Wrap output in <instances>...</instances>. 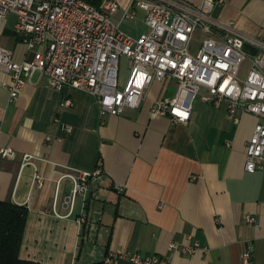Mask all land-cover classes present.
Instances as JSON below:
<instances>
[{"label": "crops", "instance_id": "0c3cea01", "mask_svg": "<svg viewBox=\"0 0 264 264\" xmlns=\"http://www.w3.org/2000/svg\"><path fill=\"white\" fill-rule=\"evenodd\" d=\"M184 1L198 6L203 0ZM119 2L114 20L120 27L136 20L146 32L145 13L122 19L130 0ZM212 16L264 41V0H225ZM16 20L13 14L0 18V44L20 61L26 47ZM10 80L0 68V148L17 153L0 156V199L29 210L22 258L107 264L110 252L137 250L166 256L172 264H243V250L252 248V264H264V171L245 170L254 114L240 109L235 122L226 102L197 97L186 122L152 117L153 103L175 94L160 81L150 84L139 107L101 114L93 95L55 89L38 73L11 102ZM25 154L34 156L30 163H24ZM98 166L99 178L72 203L68 174ZM246 215L258 224L248 223ZM194 241L200 248L193 254L169 248L171 242Z\"/></svg>", "mask_w": 264, "mask_h": 264}, {"label": "built area", "instance_id": "2783aa9c", "mask_svg": "<svg viewBox=\"0 0 264 264\" xmlns=\"http://www.w3.org/2000/svg\"><path fill=\"white\" fill-rule=\"evenodd\" d=\"M223 2L203 0L196 6L184 0H130L122 19H135L141 10L148 26L146 32L133 36L114 20L119 0H101L99 5L89 0H0V18L16 16L15 30L26 47L24 58L18 61L12 49L0 44V68L11 75L9 100L15 101L38 73L55 89L67 86L93 95L101 114L117 115L126 108L139 107L153 81L174 82L175 94L159 97L151 106L152 117L186 122L198 96L206 103L226 102L235 122L240 120V109L252 113L258 120L246 143L245 170L264 171V41L245 35L233 23L216 20L212 12ZM198 30L206 37L193 52L191 45ZM247 44L258 49L251 51ZM122 57L131 63L124 82L120 80ZM246 60L250 66L242 78L240 68ZM16 154L13 147L0 148L3 158H15ZM33 158L25 154L24 163ZM102 171L98 166L91 172L68 174L74 181L70 201L88 192L89 181H96ZM246 221L258 224L250 215ZM169 248L193 254L200 244L171 242ZM119 259L172 264L166 256L137 250L110 252L105 263ZM242 261L252 264V248L243 250Z\"/></svg>", "mask_w": 264, "mask_h": 264}, {"label": "trees", "instance_id": "16d2710c", "mask_svg": "<svg viewBox=\"0 0 264 264\" xmlns=\"http://www.w3.org/2000/svg\"><path fill=\"white\" fill-rule=\"evenodd\" d=\"M99 5L101 0H89ZM29 210L11 200L0 199V264H41L20 255Z\"/></svg>", "mask_w": 264, "mask_h": 264}, {"label": "rangeland", "instance_id": "374dc122", "mask_svg": "<svg viewBox=\"0 0 264 264\" xmlns=\"http://www.w3.org/2000/svg\"><path fill=\"white\" fill-rule=\"evenodd\" d=\"M135 21L136 20L125 21L122 25L123 30L132 35H138L139 33H141V31L145 30L144 24H141L140 22L137 24V22ZM204 37H206L205 34L202 33V31L200 30H198L195 33L193 41H192V45H191L192 46L191 49L193 52L197 51ZM130 64H131L130 60L127 57L121 58V61H120V80L121 82H124L127 79L129 72H130V67H131ZM249 66H250L249 60H246L243 62L240 68V76L242 78H246L248 70H249ZM168 90L171 94H174L176 92V84L174 82L170 83Z\"/></svg>", "mask_w": 264, "mask_h": 264}]
</instances>
